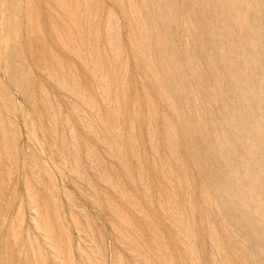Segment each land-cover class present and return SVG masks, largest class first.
<instances>
[{"label": "rangeland", "instance_id": "rangeland-1", "mask_svg": "<svg viewBox=\"0 0 264 264\" xmlns=\"http://www.w3.org/2000/svg\"><path fill=\"white\" fill-rule=\"evenodd\" d=\"M0 264H264V0H0Z\"/></svg>", "mask_w": 264, "mask_h": 264}]
</instances>
